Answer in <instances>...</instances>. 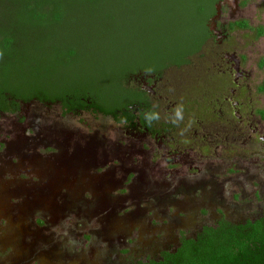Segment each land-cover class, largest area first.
<instances>
[{
  "label": "rangeland",
  "instance_id": "rangeland-1",
  "mask_svg": "<svg viewBox=\"0 0 264 264\" xmlns=\"http://www.w3.org/2000/svg\"><path fill=\"white\" fill-rule=\"evenodd\" d=\"M142 2H135L141 6L135 15L146 11ZM229 3L220 6L216 24L244 19L254 30L235 31L218 49L242 57L249 77L239 82L248 95L237 115H219L213 107L217 96L209 80L219 58L212 41L189 67L168 70L162 85L179 87L165 93L160 111L177 105L173 151L169 137L156 142L101 114L64 115L60 104L33 101L19 114L1 116L0 264H138L173 249L181 230L197 238L221 220L240 226L264 218V120L258 113L264 108L258 89L264 34L255 30L264 28V0H236V8ZM147 20L130 29V53L142 50L133 46L148 34ZM104 52L80 54L56 76L76 86L92 80L108 91L119 55L113 63ZM204 134L210 149L195 138L176 141Z\"/></svg>",
  "mask_w": 264,
  "mask_h": 264
},
{
  "label": "trees",
  "instance_id": "trees-1",
  "mask_svg": "<svg viewBox=\"0 0 264 264\" xmlns=\"http://www.w3.org/2000/svg\"><path fill=\"white\" fill-rule=\"evenodd\" d=\"M137 1L0 0V118L19 114L23 104L38 101L60 104L64 115L101 114L116 123L134 125L130 107L138 96L126 87L130 77L139 71L162 74L168 66L188 63L187 56L198 52L210 36L208 22L220 2L143 0L146 11L135 15L141 7ZM145 18L148 34H140L135 46L131 44L142 50L130 53L125 40ZM230 27L254 30L246 20ZM172 29L178 37L173 38ZM255 30L258 36L264 34L263 27ZM101 51L104 57L111 55L113 63L116 51L119 55L113 72L110 69L108 91L98 89L92 80L76 86L63 84L56 76L72 68L80 54ZM132 57L134 63L127 65ZM34 65L37 70L32 69ZM121 65L125 66L119 71ZM260 65L264 66V58ZM50 75L57 80L44 79ZM259 90L264 92V83ZM260 113L264 119V109ZM148 121L142 118L144 124L150 125ZM139 264H264V218L240 226H207L197 238H182L178 247L164 250L158 259H141Z\"/></svg>",
  "mask_w": 264,
  "mask_h": 264
},
{
  "label": "flooded vegetation",
  "instance_id": "flooded-vegetation-1",
  "mask_svg": "<svg viewBox=\"0 0 264 264\" xmlns=\"http://www.w3.org/2000/svg\"><path fill=\"white\" fill-rule=\"evenodd\" d=\"M230 3L233 7L236 8V0H229ZM227 0H220L216 4L217 6V14L214 15L209 19L208 25L209 29L211 31V34L204 43L201 45V48L199 49L198 52L188 55V63L182 64V65H171L168 66L162 74L155 73V72H149V71H139L137 73H134L128 83H127V88L129 91L134 95L138 96L136 99L135 103L131 105L132 109V115L135 116V124L130 125L126 123L127 127L135 130L136 133L139 135H148L151 137V139L156 140V142H161L163 141L166 137H169V141H166L167 144L169 142V147H173V131L175 129L176 131V124L174 123V119L176 118L177 114V105L176 104H171L170 106L167 107V109L172 108V111H167L168 113H162L160 111L161 109V104L167 102V98L165 96V93L168 90H177L179 87L177 85V82L174 81L172 85L169 88H165L163 86V80L166 72L168 70H181L183 68H187L191 65L193 57H196L197 55H201L204 50V46L206 43L212 41L215 48L218 49L219 47H222L225 44L230 43L232 40V35L235 31L237 30H248V29H238L234 28L232 29L230 26L231 24L242 21L244 19H237V20H229L227 22L219 23L216 24V20L219 18L220 15V6L224 3H226ZM213 54L217 58H219V61L215 64L217 67V72L212 74L213 76L210 77V82H209V87H210V92L212 94H215L217 98L215 99V103H213V107H217V110H219V115L223 114H228L229 112L232 113V115H237L238 110L241 109V105L243 104L242 98L246 97L248 95V92L245 91L247 85H240V79L243 78H248L249 75L245 72L244 69H242V57L237 55L235 52H230V51H223L220 52L218 49V52ZM211 58V57H210ZM262 85V84H261ZM163 86V87H162ZM260 86V85H259ZM259 89V87H258ZM228 90V92H227ZM259 92H261L259 90ZM264 93V92H261ZM214 109V108H213ZM226 111H225V110ZM264 109V108H263ZM258 111L260 117L262 118V115L260 113L261 110ZM22 110V109H21ZM209 110V109H207ZM214 112V110H212ZM167 116V119L165 120L164 118ZM145 117L150 125H146L142 122V118ZM263 119V118H262ZM264 120V119H263ZM193 138L198 139L202 145V148L204 149H210L211 144H206L205 142L208 140L207 135H203L201 138L198 137H187L182 138L181 140H176L177 142H189L191 139L193 142ZM170 150H175L174 147L170 148ZM170 155L168 156V159L172 162H174V158L172 157L171 151H169ZM221 223H226V221L221 220L217 224H214L212 226H217L220 225ZM207 227V226H206ZM203 228L204 229L206 228ZM202 231V233H203ZM182 238H189L186 237L184 232L181 230L180 234L178 236V242L177 245L174 247H178L180 243H182ZM173 248V249H174ZM167 249H172V248H166L163 249L160 252L161 253L164 250ZM159 255V257H160ZM158 257V258H159ZM147 257L140 258L145 259ZM152 258V257H151ZM158 258H153V259H158ZM138 261V264H139Z\"/></svg>",
  "mask_w": 264,
  "mask_h": 264
}]
</instances>
